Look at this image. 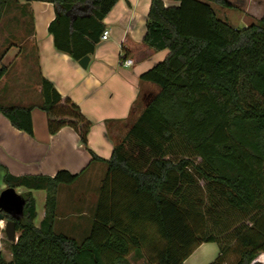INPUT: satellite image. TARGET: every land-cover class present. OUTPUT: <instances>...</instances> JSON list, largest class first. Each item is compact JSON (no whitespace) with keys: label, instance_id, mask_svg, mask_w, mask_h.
<instances>
[{"label":"trees","instance_id":"16d2710c","mask_svg":"<svg viewBox=\"0 0 264 264\" xmlns=\"http://www.w3.org/2000/svg\"><path fill=\"white\" fill-rule=\"evenodd\" d=\"M31 1L54 5V47L80 60L118 0H0V60L21 41L19 26L31 30ZM176 1L150 2L143 43L169 53L140 75L158 91L105 161L89 233L77 240L54 229L58 188L77 174L5 172L7 187L43 189L46 199L36 226L34 199L22 194L17 240L0 264H130L129 254L143 251L152 264H184L205 242L219 248L209 264H228L231 254L230 264H264V15L238 29L212 7L234 8L229 0ZM6 72L2 65L0 80ZM40 86L49 133L71 127L99 160L88 147L91 121L48 79ZM32 108L0 101V114L28 134Z\"/></svg>","mask_w":264,"mask_h":264},{"label":"crops","instance_id":"0c3cea01","mask_svg":"<svg viewBox=\"0 0 264 264\" xmlns=\"http://www.w3.org/2000/svg\"><path fill=\"white\" fill-rule=\"evenodd\" d=\"M162 1L166 6L178 4L176 0ZM229 1L237 7L233 0ZM238 1L243 12L264 15V10L256 12L257 0ZM150 2L118 0L103 20L109 33L107 39L100 36L93 53L88 54L87 66L82 67L79 60L54 47L48 31L56 15L54 5L31 1L27 11L32 15V28L19 29L18 34L24 37L21 42L32 46L33 51H24L17 41L0 60V67H7L0 80V101L33 106L31 134L19 130L0 114L1 180L5 172L14 176H54L59 170L77 174L72 184L58 188L54 221L56 231L77 240L85 237L92 226L99 188L106 175L105 161L158 91L155 84L140 79L142 73L169 53L143 43ZM124 59H131L132 64L124 66ZM41 77L48 79L62 97L74 101L91 121L88 147L99 160L92 158L71 127L49 133L46 113L40 108ZM15 189L21 195L30 192L35 202L34 223L38 226L45 214V190L24 186Z\"/></svg>","mask_w":264,"mask_h":264},{"label":"rangeland","instance_id":"374dc122","mask_svg":"<svg viewBox=\"0 0 264 264\" xmlns=\"http://www.w3.org/2000/svg\"><path fill=\"white\" fill-rule=\"evenodd\" d=\"M234 4L237 5V7L234 8H222L218 5L212 4L214 11L216 15L223 21H227L229 24H231L233 27L242 29L251 23L255 22L259 19L262 15H249L248 13L243 12V9L241 8V5H239L238 0H233ZM264 10V0H257V6H256V12H263ZM246 14V15H245ZM5 24L9 27H14V23H11L6 19ZM20 29H23L19 26ZM24 39V37H21V41ZM20 41V42H21ZM21 48L24 49V51L30 50V52L33 51L32 46H28L27 43L21 42ZM7 188L3 187V183L0 177V192ZM4 223V222H3ZM90 230V229H89ZM89 233L87 231L86 235ZM1 246H0V252L4 256L5 259L9 260L11 258V252H10V241L7 240L4 230L1 232ZM16 236H18V232H16ZM84 238V237H83ZM82 238V239H83ZM80 239V240H82ZM143 256H138L135 253H130L128 256L130 264H152L150 262V255L148 251H143ZM219 255V248L218 245L215 242H205L200 244L193 252L192 254L185 260L184 264H209L211 263L217 256ZM234 259V255L227 256V263L230 264Z\"/></svg>","mask_w":264,"mask_h":264},{"label":"water","instance_id":"95a60500","mask_svg":"<svg viewBox=\"0 0 264 264\" xmlns=\"http://www.w3.org/2000/svg\"><path fill=\"white\" fill-rule=\"evenodd\" d=\"M78 62L82 67H86L89 56H83ZM24 205V197L15 188L7 187L0 192V222L4 221V232L11 243L17 240L14 220L23 214ZM5 215H10L13 219H6Z\"/></svg>","mask_w":264,"mask_h":264},{"label":"built area","instance_id":"2783aa9c","mask_svg":"<svg viewBox=\"0 0 264 264\" xmlns=\"http://www.w3.org/2000/svg\"><path fill=\"white\" fill-rule=\"evenodd\" d=\"M108 35H109L108 31L106 29H104L102 34H101V38L102 39H107ZM122 64L124 66H130L132 64V60L131 59H124ZM2 230H4V224H1V222H0V240H1V235H2L1 232H2ZM0 246H1V243H0Z\"/></svg>","mask_w":264,"mask_h":264}]
</instances>
